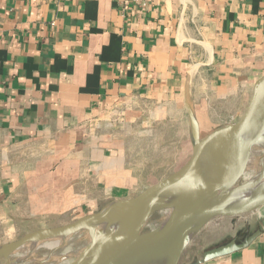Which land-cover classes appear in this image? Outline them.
Masks as SVG:
<instances>
[{
	"label": "crops",
	"instance_id": "0c3cea01",
	"mask_svg": "<svg viewBox=\"0 0 264 264\" xmlns=\"http://www.w3.org/2000/svg\"><path fill=\"white\" fill-rule=\"evenodd\" d=\"M139 1L0 0V239L133 197L242 114L264 0ZM257 219L249 246L198 264H264Z\"/></svg>",
	"mask_w": 264,
	"mask_h": 264
},
{
	"label": "water",
	"instance_id": "95a60500",
	"mask_svg": "<svg viewBox=\"0 0 264 264\" xmlns=\"http://www.w3.org/2000/svg\"><path fill=\"white\" fill-rule=\"evenodd\" d=\"M262 116L264 73L254 81L240 117L202 138L197 137L190 156L175 171L133 197L113 201L94 213L62 225L26 232L18 239L0 245L3 246L0 257L3 264H9L10 253L21 244L65 238L82 228L100 224L107 226L67 264H152L170 246L189 234L191 240L204 227L216 226L228 218L264 207V172L241 180L245 149L251 146L258 132L264 136L260 131ZM186 186L191 187L190 192L169 207L170 212L158 225L144 230L151 216L164 210L168 196ZM248 229L242 238L232 237L203 250L190 262L179 264H198L249 246L262 234V229L258 227L249 233Z\"/></svg>",
	"mask_w": 264,
	"mask_h": 264
},
{
	"label": "rangeland",
	"instance_id": "374dc122",
	"mask_svg": "<svg viewBox=\"0 0 264 264\" xmlns=\"http://www.w3.org/2000/svg\"><path fill=\"white\" fill-rule=\"evenodd\" d=\"M149 153L150 159L153 160L154 156H156V151H149ZM184 153V149L178 146L173 148V150L171 151L165 152V156L160 157L158 162H156V165H159V168L151 166L147 169V172H143L141 174V187L144 185L148 186L147 184L152 182L150 180H145L147 176L149 178L154 177L155 179H159L167 176L168 174L179 168L180 166L178 165V162H182L186 158L184 156ZM263 153L264 150L261 149V147L257 144H252V146H250V148L246 150L245 156L243 157L241 162V169L243 173V175L241 176V180L254 176L257 173H261V170L264 169V161L260 162ZM180 155L183 156L179 157ZM250 162L251 164H249ZM248 165H250L249 168ZM262 172H264V170ZM163 215L164 210H160L154 213L145 225L144 230H150L158 225L159 221L157 220H159ZM257 215H264V207L259 208L251 213L236 216L232 219L228 218L227 220L221 222L216 226H208L200 229L181 252L177 264L183 261H189L197 253H200L203 250L216 244H220L232 237L236 236L238 238H242L245 235V229L247 227L249 228L248 231L252 232L254 229L260 227ZM32 230L34 229L18 230L12 235L1 238L0 245L14 241L26 232ZM73 233L69 234L68 237H65L64 241L52 250H50L46 246L47 242H45L44 240L34 242L35 244L29 243L27 244L28 248L23 247L22 250L9 256V264L17 260L18 256L22 257V255H26V258L24 260H18V264H67L68 262L73 260L86 245V243L95 236V233L92 234L91 231L89 232V228H84ZM38 243H42L40 244L41 247H39ZM24 248L28 249L27 252L26 250H24ZM3 262V258H0V264H3Z\"/></svg>",
	"mask_w": 264,
	"mask_h": 264
},
{
	"label": "bare ground",
	"instance_id": "6f19581e",
	"mask_svg": "<svg viewBox=\"0 0 264 264\" xmlns=\"http://www.w3.org/2000/svg\"><path fill=\"white\" fill-rule=\"evenodd\" d=\"M260 121H261V128H260V131H264V116L260 117ZM250 136L252 134H249ZM252 144H257L258 146L261 147V149L264 150V136L261 134V133H257V135H255V138L252 140L251 142V146ZM250 148V147H249ZM245 150H248V148H246ZM262 156V155H261ZM264 161V153H263V156L261 158V161L260 162H263ZM251 164V162L249 163ZM264 165V164H263ZM250 165H248V168H249ZM264 167V166H263ZM252 168V167H251ZM264 170V169H263ZM261 170V172L263 171ZM253 173V172H252ZM254 174V173H253ZM191 190V187H184V188H181L179 190H176L174 191L172 194H170L168 196V198L166 199V201L164 202V215L157 221H161L162 218L164 216H166L169 212H170V206L175 202L177 201L179 198L187 195ZM250 202V201H249ZM245 203H248L247 201ZM107 224H100V226L98 227H93V228H89V232L91 231L92 234L95 233V236L99 234V232L103 229V228H106ZM84 229V228H82ZM81 230V229H80ZM86 230V229H85ZM88 231V229H87ZM74 234V233H73ZM190 237L191 235L189 234L188 236L184 237L183 239H181L179 242L173 244L172 246H170L165 253H163V255L157 259L155 262H153L152 264H176L181 252L183 251L184 247L190 242ZM65 238H53V239H49V240H44L45 242H47V247L52 250L54 249L55 247L59 246L63 241H64ZM70 240V239H69ZM34 243V242H32ZM31 243V244H32ZM27 244L29 243H24V244H21L19 246H17L14 250H12V252L10 253V255L20 251L23 249V247H27ZM35 244V243H34ZM39 244V247L40 244L42 243H38ZM37 245V244H36ZM28 248V247H27ZM16 250V251H15ZM24 250H27L28 249H25ZM37 250V249H36ZM22 253V252H21ZM31 253V252H29ZM28 253V254H29ZM27 254V255H28ZM9 255V256H10ZM3 256V246H0V257ZM18 259L11 262L10 264H18V260L22 259L24 260L26 258V255H22V257L18 256L17 257ZM36 258V256H35ZM40 259V258H38Z\"/></svg>",
	"mask_w": 264,
	"mask_h": 264
},
{
	"label": "built area",
	"instance_id": "2783aa9c",
	"mask_svg": "<svg viewBox=\"0 0 264 264\" xmlns=\"http://www.w3.org/2000/svg\"><path fill=\"white\" fill-rule=\"evenodd\" d=\"M137 2H140L139 0H136Z\"/></svg>",
	"mask_w": 264,
	"mask_h": 264
},
{
	"label": "flooded vegetation",
	"instance_id": "af4514ba",
	"mask_svg": "<svg viewBox=\"0 0 264 264\" xmlns=\"http://www.w3.org/2000/svg\"><path fill=\"white\" fill-rule=\"evenodd\" d=\"M248 233H249V231H248Z\"/></svg>",
	"mask_w": 264,
	"mask_h": 264
}]
</instances>
